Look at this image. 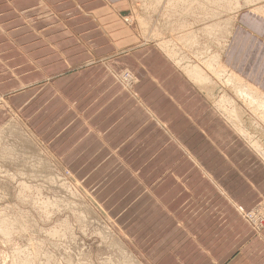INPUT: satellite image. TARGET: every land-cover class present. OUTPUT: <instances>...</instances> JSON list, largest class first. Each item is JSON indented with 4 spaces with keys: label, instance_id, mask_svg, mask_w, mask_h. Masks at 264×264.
<instances>
[{
    "label": "crops",
    "instance_id": "0c3cea01",
    "mask_svg": "<svg viewBox=\"0 0 264 264\" xmlns=\"http://www.w3.org/2000/svg\"><path fill=\"white\" fill-rule=\"evenodd\" d=\"M130 9L0 0V129L27 124L101 194L145 264H264V228L244 216L264 203V159L159 47L138 43ZM222 60L264 92V5L237 14Z\"/></svg>",
    "mask_w": 264,
    "mask_h": 264
},
{
    "label": "rangeland",
    "instance_id": "374dc122",
    "mask_svg": "<svg viewBox=\"0 0 264 264\" xmlns=\"http://www.w3.org/2000/svg\"><path fill=\"white\" fill-rule=\"evenodd\" d=\"M128 1L131 9L125 22L133 26L139 36L138 43L155 44L163 49L188 79L209 97L212 107L219 106L223 95L231 100L234 98L236 103L226 105V109L221 106L218 112L236 131L239 130L257 153L259 149L264 152L262 120L235 95L225 78L205 68L209 59L219 58L220 52L222 58L237 14L245 7L264 5V0ZM188 7L190 10H186ZM188 32L191 34L187 38L193 36L192 41L185 37ZM222 64H225L223 60ZM186 65L191 68L199 65L204 69L210 81H214L212 87L189 77L192 75L184 69ZM79 66L81 64L75 67ZM118 78L129 89L136 82L128 69L120 72ZM1 98L3 102L4 97ZM235 105L244 109L243 125L231 119L229 112ZM53 158L47 143L34 136L24 122L21 124L14 119L1 127L0 264H145L132 252L129 232L124 230L127 225L116 222L112 216L114 210L100 203L101 194L83 187L59 159ZM244 216L256 230H262L264 203L245 212Z\"/></svg>",
    "mask_w": 264,
    "mask_h": 264
},
{
    "label": "bare ground",
    "instance_id": "6f19581e",
    "mask_svg": "<svg viewBox=\"0 0 264 264\" xmlns=\"http://www.w3.org/2000/svg\"><path fill=\"white\" fill-rule=\"evenodd\" d=\"M159 1V0H158ZM160 2V1H159ZM216 2V1H215ZM180 4V3H179ZM184 5H186V4H184ZM188 5V4H187ZM209 6V5H208ZM184 9H186V8H184ZM186 10H190V8L188 7V9H186ZM259 13V12H258ZM231 31V30H230ZM229 33H231V32H229ZM191 33H187L186 34V38H187V35H190ZM184 37V38H185ZM192 37L193 36H191V37H188L187 38V40L189 41V40H191L192 39ZM226 40H228V39H226ZM186 41V40H185ZM192 41V40H191ZM169 42H167V44H168ZM170 45V44H169ZM198 46V45H197ZM168 48V47H167ZM174 48V47H173ZM172 48V51L174 50ZM223 48V47H222ZM224 49V48H223ZM163 50V49H162ZM169 50V49H168ZM176 50V49H175ZM171 51V50H170ZM171 51V52H172ZM166 53H167V50L165 51ZM179 52V51H178ZM175 54V53H174ZM220 54H221V52H220ZM220 54H219V58H216V59H214V60H212V59H209V63H206L205 64V68H207L206 70L208 71V69H209V71L210 72H212V73H214V74H216V76H218V77H221V78H225V82H226V84L227 85H230V89L231 90H233L234 92H235V95L236 96H238V98L240 99V100H242L243 102H244V104L250 109H252V110H250V111H254L255 113L254 114H256V115H258V118L260 119V120H262V122L264 123V92L263 91H261L258 87H256V86H254V85H252V84H250L249 82H247V80H245L243 77H241L240 75H238L237 73H235L234 71H232V69L230 70L225 64H222V58H221V56H220ZM168 55V54H167ZM170 57V56H169ZM171 58V57H170ZM211 60V61H210ZM178 63V62H177ZM179 65H180V63H179ZM181 66V65H180ZM188 65H186L185 67H184V69L186 70H188V72L187 73H190V75H192V76H189V77H192L193 79H195L197 82H200L201 84H203L204 86H211L212 87V85H211V83H214V81L213 82H211L210 81V78H209V76L205 73V71H204V69H202L199 65H196V66H194L193 65V67L191 68V67H187ZM181 69V68H180ZM183 69V68H182ZM228 74L227 76L225 75V74ZM125 74V73H124ZM129 76V75H128ZM130 77V76H129ZM188 77V76H187ZM192 79V80H193ZM194 81V80H193ZM224 82V83H225ZM218 84V83H217ZM202 85V86H203ZM201 86V85H200ZM216 86V85H215ZM218 87V86H217ZM205 88V87H204ZM213 89V88H212ZM211 90V89H210ZM209 91V90H208ZM214 91V90H213ZM216 91V90H215ZM214 93V92H213ZM219 95V94H218ZM221 95V94H220ZM229 95H230V93H229ZM224 96V97H223ZM222 97H220V98H222L221 99V101H220V103H218V107L217 108H215L217 111H220L221 109V106H224L225 107V109L227 108V106L226 105H228V104H234V103H236V100H234V98L231 100V98H229L228 97V95H227V97H225V95H223ZM220 100V99H219ZM0 101H2V98H1V96H0ZM238 101V100H237ZM215 104H217V102L215 103ZM214 104V105H215ZM238 105V104H237ZM237 105H235L234 107H233V110H231L230 112H229V114L232 116L231 117V119H233V120H236L238 123L241 121L242 122V120H241V117L243 116V110L244 109H241L239 106H237ZM242 107V106H241ZM234 108H236V111H235V109ZM220 109V110H219ZM229 109H231V107L229 108ZM222 110H224V109H222ZM228 110V109H227ZM248 111V110H247ZM222 112V111H221ZM223 113V112H222ZM224 113H226L225 111H224ZM227 113H228V111H227ZM237 113V114H236ZM252 117V116H251ZM248 118V117H247ZM257 118V119H258ZM255 119V118H254ZM256 119V120H257ZM228 120V119H227ZM245 120V119H244ZM229 122V121H228ZM255 123V122H254ZM258 123V122H257ZM10 124V123H9ZM253 124V123H252ZM260 124V123H259ZM258 124V125H259ZM7 125V124H6ZM239 125V124H238ZM240 125H241V123H240ZM239 125V126H240ZM242 125H243V122H242ZM254 125V124H253ZM252 125V126H253ZM257 125V124H256ZM257 125V126H258ZM233 126H235V125H233ZM261 126H262V124H261ZM260 126V127H261ZM244 127H246V126H244ZM264 127V126H263ZM5 128V127H4ZM235 128V127H234ZM237 128H239L238 126H237ZM254 128H256L255 126H254ZM241 129V128H240ZM246 129V128H245ZM259 129V128H258ZM258 129H256V130H258ZM243 130V129H242ZM242 130H240V131H242ZM239 131V130H238ZM237 131V132H238ZM242 133V132H241ZM243 133H245L244 131H243ZM247 133V132H246ZM245 133V134H246ZM252 134H255V133H252ZM264 134V133H263ZM249 135H250V133H249ZM257 135V134H256ZM253 136V135H252ZM242 137H244V136H242ZM247 137H248V134H247ZM249 138H250V136H249ZM248 138V139H249ZM252 138V137H251ZM255 138V137H254ZM247 139V138H246ZM252 140H253V138H252ZM258 140H260V139H258ZM246 141V140H245ZM254 143H257V141H254ZM250 144V143H249ZM260 146V145H259ZM262 147V146H261ZM255 148H256V145H255ZM258 148V147H257ZM260 148V147H259ZM258 148V149H259ZM259 154L261 155V156H264V152L263 151H261V149H259ZM264 158V157H263ZM25 263H27V261H25ZM28 264V263H27Z\"/></svg>",
    "mask_w": 264,
    "mask_h": 264
}]
</instances>
